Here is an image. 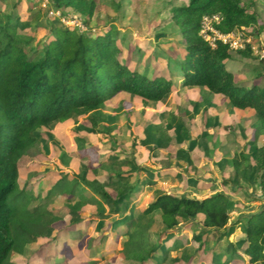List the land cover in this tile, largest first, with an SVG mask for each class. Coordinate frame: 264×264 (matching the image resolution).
Wrapping results in <instances>:
<instances>
[{
    "label": "trees",
    "instance_id": "16d2710c",
    "mask_svg": "<svg viewBox=\"0 0 264 264\" xmlns=\"http://www.w3.org/2000/svg\"><path fill=\"white\" fill-rule=\"evenodd\" d=\"M0 1V264H15V254L29 252L28 245L49 237L50 231L55 229L54 223L61 220L55 212L58 204L55 208L49 207L42 200L40 204L31 206L33 201L44 196V188L37 194L29 193L21 178L23 168L20 161L42 139H47L45 132H57L70 122L77 123L86 117L90 126H79L82 132L77 125L69 130L75 145L81 148L103 134L114 139L115 147L117 125L105 124L100 129L98 124L104 109L117 96L126 92L140 98L144 105H149L165 100L177 89L173 79L163 71L156 70L149 75L134 67L125 38L112 36L113 29L92 32L90 21L98 8L95 0H51L57 10L72 8L83 15L88 28L80 30L77 26H60V17L56 16L55 23L47 22L39 27L47 34L38 40L31 33V21L23 24L21 11L24 1L17 0L11 11L6 10L9 8L7 0ZM249 1L189 0L188 4L172 9V20L180 29L184 41L179 65L183 86L202 89L206 104L212 102L214 95L220 94L226 97L229 110L255 114V133L258 137L264 134V89L258 83L249 86L236 82L234 73L227 67L232 50L220 41L212 47L201 34L203 19L207 15L218 14L221 17L216 27L223 33L257 24L259 15L250 10ZM29 10L31 8L26 11ZM238 53L253 57L249 48ZM169 66L171 68L170 63ZM259 66L260 77L264 75V58L259 59ZM154 130L158 138L170 142L165 127L159 126ZM49 146L59 159L60 170L65 173L61 177L57 176L58 171L47 173L46 185L57 176L46 197L48 201L53 196L66 195L64 203H70L69 221H76L84 228L92 224V219L76 218L90 205L98 207L96 215L101 219L123 211V218L113 222L121 224L119 221H122L130 232L123 251L130 250L134 239L140 236L145 238L144 245L149 247L148 254H130L129 259L140 260L138 257L147 255L160 257L164 251H170L165 245L172 237L176 248L186 250L190 234L195 239L206 234L203 245H208L217 231L221 232L220 238H224L240 229L243 235L238 241H230L227 248L219 251L215 248L212 264L232 261L237 256L246 258L245 264H264V208L231 222L230 211L234 206L229 195L223 191L199 197L179 196L157 189L154 200L148 206L137 215L131 214L135 206L132 195L135 186L132 179L126 182L123 179L125 174L116 173L114 168L120 166L129 171L136 165L140 173L144 170L140 154L135 158V164L119 160L108 162L116 150L105 149L106 159L90 163L86 173L73 178L66 170L72 163L71 154L62 145L52 142ZM247 149L245 143L241 157L251 165L254 183L264 198V145L255 148L252 153ZM90 170L94 172L93 177L89 174ZM144 182L151 186L157 184L156 179L145 178ZM224 183L227 184L228 180ZM66 185L70 188L64 189ZM83 185L84 189L77 191V187L82 188ZM214 187L215 183L211 184L210 188ZM87 191L90 196L84 193ZM104 203L111 206L107 213L103 211ZM119 206L124 207L123 210ZM156 214L160 215L168 234L160 245L151 243L150 239ZM194 220L203 228L197 227ZM181 227L182 232L179 230Z\"/></svg>",
    "mask_w": 264,
    "mask_h": 264
},
{
    "label": "rangeland",
    "instance_id": "374dc122",
    "mask_svg": "<svg viewBox=\"0 0 264 264\" xmlns=\"http://www.w3.org/2000/svg\"><path fill=\"white\" fill-rule=\"evenodd\" d=\"M23 1L21 11L25 21L23 24L27 25V22L31 21L30 30L35 35L36 40L47 34L45 30H40L39 27L42 24H47V22L48 24L55 23L56 16L60 17V22H58L60 26L65 24L77 26L80 30H87L88 28L85 24V17L72 8L56 10L51 0ZM95 1L98 8L90 21L92 32L113 29L112 36L120 39L125 38L126 47L132 54L134 67L142 72H148L149 75H153L156 70L163 71L173 79L177 90L165 100L149 105H144L140 98L130 96L126 92L117 96L104 109L102 119L98 124L100 129L105 124L117 125L114 131L116 135L115 147L114 139L103 134H99L92 142L81 148L75 145L74 137L69 134V130L77 125L82 132V128L79 126H90L91 123L86 117L77 123L70 122L65 128H59L57 132L51 130L45 132L47 139H42V142L37 144L29 152V155L20 161V166L23 168L21 178L24 184L26 183L25 187L29 193L36 194L44 188L42 190L44 196L33 201L31 206L40 204L42 200L49 207L54 206L55 208L58 204L59 208L55 212L56 215L61 216V220L54 223L55 229L50 231L49 237L41 238L37 243L28 245L27 248L30 253L26 251L24 255L15 254L13 260L15 264L27 262L30 264H63L64 261H61L65 259L68 264H207L212 260L215 248L216 250L221 247L225 249L230 241H238L242 237L243 233L240 229L233 235L224 238H220L221 232L217 231L208 245H203L207 239L206 234L198 239L191 238L192 235L190 234V241L186 250L164 251L160 257L147 255L146 257H138L140 260H135L129 259L128 256L143 252L148 254L147 249L149 247L144 245L145 238L140 236L141 238L134 239L130 250L123 251L126 242L130 239V232H127L122 221H119L121 224L113 223L115 219L123 218V211L115 213L113 218L111 216L99 221V217L96 215L98 210L90 205L83 213L77 215L76 220L81 219V216L92 219V224L88 228L83 227L82 229L78 222L68 219L70 203L68 205L64 203L66 195L53 196L49 201L46 198L50 187L57 180V176L61 177L65 173V171L60 170L59 159L54 155L52 147L49 146L53 142L62 145L71 154L72 163L66 170L70 172L69 176L73 178H78L79 175L86 173L87 165L90 163L96 164L106 159L107 155L104 150L110 148H114L116 153L108 158V162L119 160L135 164V158L140 154L141 161L149 170L156 171L158 168H168L173 164L175 170L168 171L170 175L160 177L156 186H149L146 189L140 186L138 172L135 169L134 181L132 182L133 184L135 182L134 186L137 190L132 192L135 206L134 210H131V214L137 215L143 207L148 206L154 200L157 189H163L179 196L193 195L199 197H206L210 193L223 191L229 195L234 206L230 211L231 222L264 208V198L261 197L262 193L257 188V184L254 183V177L251 174L252 167L244 162L241 157L244 144L247 143L248 145L247 152L252 153L255 147H258L257 141H245L240 144V147L231 150L224 149L223 146L231 145L229 142H232L234 138L226 136L225 139H222L220 136L218 115L213 114V104L207 105L203 101V97L201 99L199 96H188L190 93L188 90L197 91V87L183 86V77L179 65L184 51L182 49L184 41L180 29L172 20V9L188 4L189 0ZM16 2L17 0H7L6 4L9 8L6 10H13ZM27 8H31V10L26 11ZM52 11L53 14H51ZM252 26L246 27L247 30L244 32L251 37L252 42L258 48H262L264 31H259ZM248 48L250 49V47ZM27 50L33 53L30 48ZM251 51L253 53V49ZM233 55L237 54L233 53ZM249 58L245 65L239 64L238 70L241 71L239 79H257L256 73L261 70L260 58L255 52L253 57ZM219 102L225 105L223 99ZM208 107L211 111L208 110ZM248 120L249 123L251 119ZM159 126L167 129L170 136L169 143L156 136L154 129ZM194 140L195 143H193ZM218 145L223 146L219 147ZM216 148L217 150H215ZM218 152L228 157L222 165L219 163L221 160L217 161L215 158ZM161 154L164 157L162 163L158 165V159L155 156ZM28 168L31 170L28 171ZM134 168L137 166H133ZM50 171H58V175L54 177V181L52 179L49 181L50 185H46L48 183L46 175ZM114 171L118 174H125L123 179L126 182L131 180L132 173H128L129 171L120 166L115 167ZM89 174L91 177L94 176L92 170L89 171ZM147 175L149 176L150 173ZM51 177L49 176V178ZM225 180H228L227 184L224 183ZM209 181H214L217 186L211 190L200 188L203 182ZM83 187L84 185L82 188L77 187L78 189H76L77 191L82 190ZM67 188H70V185L64 186V189ZM86 194L90 196L88 191ZM76 197L81 199L79 196ZM238 203L243 204V206L236 207L235 204ZM104 207V213L111 209L108 204H105ZM123 208L120 207L122 210ZM154 218L155 222L150 229V239L151 243L160 245L168 237V234L165 232L160 215L156 214ZM94 219L97 221L94 222ZM194 222L197 227L203 228L197 220ZM183 227L179 229L181 232ZM142 232L140 231V233ZM173 239L172 237L167 246L165 245L167 249L176 248ZM245 262L246 258L238 257L228 263L245 264Z\"/></svg>",
    "mask_w": 264,
    "mask_h": 264
},
{
    "label": "crops",
    "instance_id": "0c3cea01",
    "mask_svg": "<svg viewBox=\"0 0 264 264\" xmlns=\"http://www.w3.org/2000/svg\"><path fill=\"white\" fill-rule=\"evenodd\" d=\"M249 4H250V10L257 12V14L259 15L258 23L255 24L254 26H252V28H257L259 31L260 30L264 31V0H250ZM233 53H236L237 55H233ZM248 59H250V58L242 56L241 54L238 53V51H232L231 58L227 61V67L229 70H231L234 73L236 82H242V83H245L247 85H250L253 83H258L264 89V75L259 77L261 70L256 73L257 79H254V80L253 79L252 80L239 79L240 78L239 74L241 73V71L238 70L239 64L245 65V63L247 62ZM195 89H197V88H195ZM188 91L190 92L188 94V96H190V97H192V95H194L196 97L199 96L202 99V96H203L202 94L204 93V91L202 89L198 88L197 91H194V90H188ZM220 98H222L224 100L225 105H222L219 102L220 100H222ZM211 103L213 104V105L211 104L213 106L212 108H214L213 114L218 115V120H219V122H218L219 123V125H218L219 130L218 131L221 134L220 136L222 137V139H225L226 136H232L234 138L232 140V142L231 141L229 142V143H231V145L228 144V146H226V147L221 145V146H223L224 149L231 150L232 148H235L238 146L240 147V144L244 143L245 141H249V142L257 141L258 147H261L264 145V134H261L258 137H256V133H255L256 115L255 114H252L250 112H239V111H235L234 109L229 110L226 97L223 95H220V94L214 95ZM209 107H211V106H209ZM209 107H208V110L211 111L209 109ZM248 119H251L249 123H248V121H249ZM229 132H231V133H229ZM193 143H195V140L193 141ZM221 146H219V147H221ZM215 150H217V148ZM155 157L158 160L160 159V161H158L157 164L158 165L161 164L162 158L164 156L161 154V155L155 156ZM215 158L217 159V161L221 160L219 163L222 165L224 160L227 159L228 157L226 155L223 156L221 152H218L216 154ZM141 166L143 167L144 170H142L140 173H138L137 176H138V179H140L139 180L140 186H142L145 189L149 186L151 187V185L145 184V182H144L145 178L152 179V180L156 179L158 181V179L160 177L170 175V172L168 173V171H170V170L174 171L175 170L173 164H171L168 168H158L156 171H153L151 169L149 170V168L144 166L143 163H141ZM135 169L136 168L132 169L133 171L129 170V172H128V173H132V176H131L132 181H134L133 180V177H134L133 173H134ZM149 173H150V175L148 176L147 174H149ZM151 173H153L152 176H151ZM52 181H54V180H52ZM213 183H215V182L214 181L203 182L202 185L200 186V188H202L203 190H206V189L211 190L213 188H210V186ZM134 184H135V182H134ZM49 185H50V182H49ZM185 185H186V183H185ZM215 185L217 186L216 183H215ZM135 190H137V188H135ZM93 206L95 207V205H93ZM104 206H105V203H104ZM89 207L90 206H88L86 208H89ZM95 210H97V208ZM88 220L89 219L87 217V221ZM100 220H104V219L99 218V221ZM96 221L97 220L94 219V222H96ZM121 226H123V225H121ZM80 227L83 229V227L81 225H80ZM173 250H178V248H172L170 251H173ZM163 254H164V252L162 253V255ZM21 255H24V254H21ZM25 255L27 256L28 254H25ZM66 258L68 259V257H66ZM213 258H214V256H213ZM213 258L207 264H212ZM237 258L238 257H236V259ZM234 260H232V261H234ZM61 262H63V264H68L66 259L62 260ZM228 262H229L228 260H224V261H221L219 264H230ZM28 264H30V263H28ZM159 264H163V263H159ZM200 264H204V263H200Z\"/></svg>",
    "mask_w": 264,
    "mask_h": 264
},
{
    "label": "built area",
    "instance_id": "2783aa9c",
    "mask_svg": "<svg viewBox=\"0 0 264 264\" xmlns=\"http://www.w3.org/2000/svg\"><path fill=\"white\" fill-rule=\"evenodd\" d=\"M51 14H53V11ZM220 21L221 17L218 14L207 15L203 19L201 34L212 47H216L218 41L228 45L232 51H242L250 47L251 50L253 49V53L255 52L260 59L264 58V41L261 45L262 48H258L252 42L251 37L245 34L246 27L229 33H223L216 27V24L220 23Z\"/></svg>",
    "mask_w": 264,
    "mask_h": 264
}]
</instances>
